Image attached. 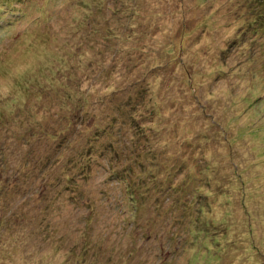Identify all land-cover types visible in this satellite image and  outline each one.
<instances>
[{
    "label": "rangeland",
    "instance_id": "1",
    "mask_svg": "<svg viewBox=\"0 0 264 264\" xmlns=\"http://www.w3.org/2000/svg\"><path fill=\"white\" fill-rule=\"evenodd\" d=\"M0 264H264V0H0Z\"/></svg>",
    "mask_w": 264,
    "mask_h": 264
}]
</instances>
